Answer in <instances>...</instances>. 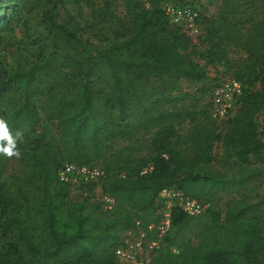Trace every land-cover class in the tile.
Wrapping results in <instances>:
<instances>
[{"label": "trees", "instance_id": "trees-1", "mask_svg": "<svg viewBox=\"0 0 264 264\" xmlns=\"http://www.w3.org/2000/svg\"><path fill=\"white\" fill-rule=\"evenodd\" d=\"M90 1L45 0L40 19L49 49L37 44V57L18 67L0 60V104L9 91L19 93L11 131H19L25 120L34 133L27 163L37 188L34 198L23 194L19 183L12 193L0 170V264H123L116 248L138 221L143 226L160 221L164 189L183 191L190 180L210 179L199 168L216 162L226 167L249 165L254 157L264 161L257 119L264 111V0H219L216 13H200L207 44L202 51L183 26L170 21L161 0H148L149 5L125 0L124 13L116 0H101L92 20L82 14L83 2ZM67 2L83 18V33L59 21ZM20 9L19 0H0V32ZM61 40L75 53H59ZM230 46L246 55L233 58ZM195 55L231 72L243 92L223 124L211 117L210 102L196 111L199 119L183 135L176 120L195 111L162 103L173 100L168 91L183 79L209 90L207 71ZM38 95L45 104L49 100L54 131L39 114L44 105ZM99 160L105 176L98 184L115 198L110 210L95 197L96 183L78 185L83 197L72 200V185L57 177L65 162ZM263 205L264 195L255 203L232 202L223 220L211 207L205 213L211 220L180 249L171 243L173 231L192 217L174 207L173 228L152 264H264Z\"/></svg>", "mask_w": 264, "mask_h": 264}, {"label": "rangeland", "instance_id": "rangeland-1", "mask_svg": "<svg viewBox=\"0 0 264 264\" xmlns=\"http://www.w3.org/2000/svg\"><path fill=\"white\" fill-rule=\"evenodd\" d=\"M21 3V9L16 15L14 22L7 29L0 32V45L2 52L0 54V60L4 61L6 66L18 67L24 63L25 60H31L37 57L39 52L37 44L44 45V48L48 50L50 41L45 39V28L41 22L40 14L44 8L45 0H19ZM69 1V0H67ZM146 5H149L148 0ZM193 3L183 4L189 5L203 14H214L218 11L220 6L219 0H187ZM101 0H91L89 6L86 2H83L84 10L83 16L92 20L93 10L100 4ZM124 3L125 0H116L115 5L119 13H124ZM162 7L166 3L177 4L172 0H161ZM180 5V4H177ZM197 6V7H196ZM59 21H69L70 25L78 27L79 32L83 33L80 28L84 26V20L77 11L75 5L71 2H67L64 6H61L59 11ZM198 32L196 34L190 35L193 39V47L197 50H204L207 44L204 41L205 29L204 24L197 20ZM247 28V27H246ZM246 28L243 30L245 33ZM89 28L87 27V33L85 37L89 36ZM94 38V37H93ZM59 53L74 54L75 49L71 45H67L64 40L59 43ZM230 55L233 58L244 57L246 54L244 50L240 47H229ZM194 59L200 63L207 71V86L210 87L208 91H200L199 88L202 87L201 84L188 80H180V82L171 87L168 93L172 96L173 100L170 102H163L162 106L167 109H191L195 111V115L184 116V118H179L176 120V127L179 133L185 135L189 129L197 122L199 119L200 108L207 103L212 101L214 86L220 83L227 77H232V73L225 70L221 65H214L207 63V60L203 57L194 56ZM45 80L52 82L49 77H43ZM41 103L39 107V114L44 118L47 117V124L54 131L55 128L49 119L51 115V110L48 105H50L47 99V104H45V99L38 95ZM19 100V93L15 90H11L7 93L6 97L2 100L0 104V118L6 120L8 126L11 130L10 115L16 108V104ZM235 110V109H234ZM233 110V112H234ZM231 113V115L233 114ZM259 122V134L264 140V111L258 115ZM23 133V140L18 142V149L21 153L19 158L12 157L7 158L0 156V170H2V177L5 178V184L7 189H11L12 193L16 192V183L22 186L23 194L34 198L37 195V188L35 181L31 180L33 177V171L29 167L27 160L32 153L33 145L32 140L34 138V133L30 125L23 120L21 128L19 130ZM15 135V132L12 131ZM218 155L221 154L222 148L218 145L215 149ZM264 156V153H263ZM102 168L104 164L102 161H96L94 163ZM216 166L222 168L221 175H215L214 178L207 181H202V184L207 185L206 196L199 195L202 200H207L210 202L213 211H217L221 215L223 220L226 216L227 208L232 202H258L264 195V161H259L255 157L252 158V163L249 165H242L238 162H231L226 167H221V165L216 162ZM71 188V199L79 200L83 197L80 188L77 186H72ZM161 203L169 201L165 198L163 194H160ZM1 213V212H0ZM262 224L264 227V205L261 206ZM1 216V214H0ZM38 217H36L34 226L39 224ZM211 220L210 213L199 217L188 218L187 221L179 227H176L173 231L171 237V243L177 246L179 249L183 247L184 244L188 243L191 238L196 239V234H198L205 226L206 222ZM8 239H2V242H7ZM173 246V247H174Z\"/></svg>", "mask_w": 264, "mask_h": 264}, {"label": "built area", "instance_id": "built-area-1", "mask_svg": "<svg viewBox=\"0 0 264 264\" xmlns=\"http://www.w3.org/2000/svg\"><path fill=\"white\" fill-rule=\"evenodd\" d=\"M162 8L170 21L183 26L189 35L198 32L199 12L197 9L189 5L172 3H166ZM1 52L0 45V54ZM242 92V83L234 77H227L217 85L211 101V117L218 124H223L231 116ZM104 176V169L98 165L74 162L63 163L57 172L60 181L72 186L96 183L95 197L103 202L105 209L110 210L115 205V198L104 193L98 184ZM161 193L169 201H165L160 210V221L151 222L146 226L138 221L136 229L128 230L116 248L115 254L123 264H152L154 251L161 248L173 228L172 211L174 207H180L189 217L203 215L211 208L209 201L190 196L181 190L164 189ZM151 233L155 236H150ZM173 250L178 252L177 248Z\"/></svg>", "mask_w": 264, "mask_h": 264}, {"label": "clouds", "instance_id": "clouds-1", "mask_svg": "<svg viewBox=\"0 0 264 264\" xmlns=\"http://www.w3.org/2000/svg\"><path fill=\"white\" fill-rule=\"evenodd\" d=\"M22 140L23 133L17 131L14 135L6 120L0 118V156L19 158L21 153L18 149V142Z\"/></svg>", "mask_w": 264, "mask_h": 264}, {"label": "crops", "instance_id": "crops-1", "mask_svg": "<svg viewBox=\"0 0 264 264\" xmlns=\"http://www.w3.org/2000/svg\"><path fill=\"white\" fill-rule=\"evenodd\" d=\"M222 168H219L216 166L215 163L202 166L199 168V173L203 177H210V179L214 178L215 175H221ZM215 179V178H214ZM209 180V179H208ZM202 181H207L206 179H200L198 181H188L186 188L183 190V192L188 193L190 195H203L206 196L207 191L206 187L207 185L202 184Z\"/></svg>", "mask_w": 264, "mask_h": 264}]
</instances>
